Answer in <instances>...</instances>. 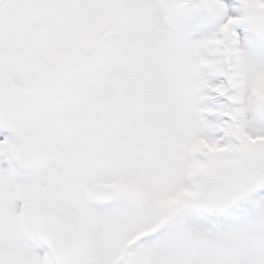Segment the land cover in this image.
Masks as SVG:
<instances>
[{
    "label": "snow or ice",
    "instance_id": "snow-or-ice-1",
    "mask_svg": "<svg viewBox=\"0 0 264 264\" xmlns=\"http://www.w3.org/2000/svg\"><path fill=\"white\" fill-rule=\"evenodd\" d=\"M0 264H264V0H0Z\"/></svg>",
    "mask_w": 264,
    "mask_h": 264
}]
</instances>
